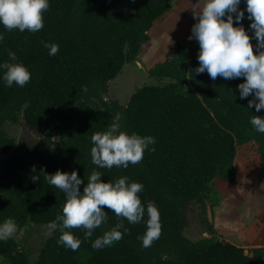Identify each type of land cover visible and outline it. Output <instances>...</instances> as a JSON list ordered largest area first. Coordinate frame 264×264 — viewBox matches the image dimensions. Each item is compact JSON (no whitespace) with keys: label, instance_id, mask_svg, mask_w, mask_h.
Listing matches in <instances>:
<instances>
[{"label":"trees","instance_id":"trees-1","mask_svg":"<svg viewBox=\"0 0 264 264\" xmlns=\"http://www.w3.org/2000/svg\"><path fill=\"white\" fill-rule=\"evenodd\" d=\"M171 0H50L44 27L36 32L6 31L0 42V62L9 50L31 72L23 87H6L0 80V223L13 219L23 233L0 241V260L6 264H264V246L243 248L217 234L206 212L215 204L211 184L236 181L239 146L254 143L264 175V134L250 124L264 116L241 99L244 77L212 80L195 74L199 45L175 42L170 54L143 72L145 82L126 103L106 99L110 81L139 60L150 44L149 31L171 10ZM240 8L245 9L242 0ZM235 23V20H234ZM249 29L251 21H241ZM44 42L59 45L50 56ZM253 50L256 40L252 37ZM122 116V130L155 137V151L127 169H100L91 163V136L104 131L114 116ZM23 132L9 134L7 124ZM77 174L87 183L93 170L102 179L127 176L141 182L142 203L153 202L160 213L161 235L151 247H141L144 223L128 224L123 239L95 250L92 241L119 222L110 209L108 221L84 240L76 251L57 243L54 232L36 246H26L31 227L48 226L61 213L64 194L43 177L57 170ZM40 179L33 181L31 177ZM82 184L81 190H83ZM206 227L204 236L191 237V213ZM32 225V226H31Z\"/></svg>","mask_w":264,"mask_h":264},{"label":"clouds","instance_id":"clouds-1","mask_svg":"<svg viewBox=\"0 0 264 264\" xmlns=\"http://www.w3.org/2000/svg\"><path fill=\"white\" fill-rule=\"evenodd\" d=\"M242 0H198L193 16L196 22L191 28L189 39H195L199 45L198 66L195 74L207 72L212 80L218 76L225 80L244 77L238 84L239 97L248 100V108L255 107L259 112L264 109V0H243L245 9L240 8ZM50 7V0H0V26L6 31L36 33L44 27V13ZM251 21L249 29L256 40L253 50L252 37L241 21L245 17ZM235 20V23H234ZM4 35L0 32V42ZM48 54L54 56L59 45L44 42ZM9 60L0 62V80L6 87L14 84L25 86L31 79L29 68L14 51L9 50ZM122 116L117 113L112 123L104 131L93 133L90 149L91 163L100 169L124 168L136 165L144 158L145 151L154 152L155 137L129 133L122 130ZM250 124L264 134V116L253 115ZM103 173L93 170L87 183L75 170L69 172L57 170L47 174L44 180L58 188L65 197L62 211L48 225L49 234L59 232L57 243L66 249L76 251L82 240L73 229L84 230V240L93 236L94 230L108 221L110 209L119 222L91 243L95 250L111 247L123 239L129 229L128 224L144 223L145 231L138 236L141 247L149 248L161 235L160 213L153 202L142 203L139 193L144 189L141 182L120 176L115 180H103ZM33 181L40 177L33 175ZM84 184L83 190L81 185ZM18 231L16 222L8 218L0 223V241H6Z\"/></svg>","mask_w":264,"mask_h":264},{"label":"rangeland","instance_id":"rangeland-1","mask_svg":"<svg viewBox=\"0 0 264 264\" xmlns=\"http://www.w3.org/2000/svg\"><path fill=\"white\" fill-rule=\"evenodd\" d=\"M197 3L198 0H171V10L162 20L157 21L156 25L152 26L149 31L150 44L146 46L140 59L137 60L145 71L153 64L164 60L170 54L175 42L189 43L191 41L189 36L191 35V28L196 22L193 11L197 7ZM143 72L135 63L134 65H127L118 77L110 81L106 99H117L122 104L126 103L136 87L146 81ZM6 129L9 134L15 136L18 133L19 124H7ZM235 168L236 181L234 183L215 180L211 184L215 200L213 225L217 234L227 238L230 242L237 241L236 233H239V238L246 237L245 233H248L251 224L256 225L255 230L263 229L264 232V175H262L259 166L256 144L247 143L238 147L235 156ZM197 211L194 209L191 213L189 228L186 230L191 237L206 234V227L194 217ZM245 214V219L248 221L245 220L247 227L240 231L236 226L241 227L239 222ZM28 231L25 244L30 252L35 253L36 246L50 235L49 229L48 226L31 227ZM22 233L23 230L18 229L15 235L19 236ZM249 239V247L260 244L258 243L260 239L257 237ZM262 239L263 241L260 242L264 243V238ZM239 241L242 243L240 239ZM0 264L6 263L1 259Z\"/></svg>","mask_w":264,"mask_h":264},{"label":"crops","instance_id":"crops-1","mask_svg":"<svg viewBox=\"0 0 264 264\" xmlns=\"http://www.w3.org/2000/svg\"><path fill=\"white\" fill-rule=\"evenodd\" d=\"M156 25V24H155ZM154 26V25H153ZM212 215H213V217H214V215H215V212H214V210H213V208H212ZM220 213V212H219ZM227 213H229L230 214V212H227ZM247 214H248V212H247ZM220 215V214H219ZM245 217H246V214H245V216H243V217H241V222H239L240 224H241V227H237L236 226V228L237 229H239L240 231L241 230H245V228L247 227V219H245ZM247 222H246V221ZM250 221V220H249ZM250 224L248 223V226H249ZM250 230L248 231V233H245V236L246 237H243V238H239V233H236L237 235H236V237H237V241L236 242H233L232 241V243H234V244H236V245H239V246H241V247H243V248H253V247H262L263 245H264V243H262V242H260V241H263V239L262 238H264V232H263V229H257V230H255L256 229V225L254 224V225H250ZM234 236V235H233ZM254 237H257L258 239H260L259 241H258V243H260V244H256V245H253V246H251V247H249V245L248 244H250V239L249 238H251V239H253ZM262 237V238H261ZM227 239V238H226ZM239 239L242 241V243H240V241H239ZM258 239H255V240H258ZM228 240V239H227ZM247 245V246H246Z\"/></svg>","mask_w":264,"mask_h":264},{"label":"water","instance_id":"water-1","mask_svg":"<svg viewBox=\"0 0 264 264\" xmlns=\"http://www.w3.org/2000/svg\"><path fill=\"white\" fill-rule=\"evenodd\" d=\"M136 64V66H138L142 71L146 72L144 67L141 65V63H139V61H135L134 62ZM22 130H23V120H21L20 124H19V130H18V133H17V139H19L21 133H22ZM206 212H207V217L208 219L211 221L212 220V209H211V206L208 202V200H206Z\"/></svg>","mask_w":264,"mask_h":264}]
</instances>
